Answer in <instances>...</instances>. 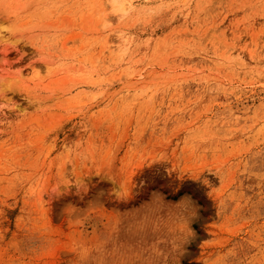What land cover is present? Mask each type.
Here are the masks:
<instances>
[{"label":"rangeland","instance_id":"374dc122","mask_svg":"<svg viewBox=\"0 0 264 264\" xmlns=\"http://www.w3.org/2000/svg\"><path fill=\"white\" fill-rule=\"evenodd\" d=\"M0 264H264V0H0Z\"/></svg>","mask_w":264,"mask_h":264},{"label":"bare ground","instance_id":"6f19581e","mask_svg":"<svg viewBox=\"0 0 264 264\" xmlns=\"http://www.w3.org/2000/svg\"><path fill=\"white\" fill-rule=\"evenodd\" d=\"M114 1H115V0H114ZM124 8H125V7H124V6H122V7H120L119 9H120V10H123Z\"/></svg>","mask_w":264,"mask_h":264}]
</instances>
